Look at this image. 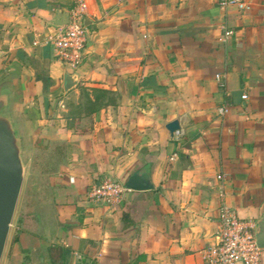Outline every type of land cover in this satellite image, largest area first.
Returning a JSON list of instances; mask_svg holds the SVG:
<instances>
[{
    "label": "crops",
    "instance_id": "1",
    "mask_svg": "<svg viewBox=\"0 0 264 264\" xmlns=\"http://www.w3.org/2000/svg\"><path fill=\"white\" fill-rule=\"evenodd\" d=\"M243 1L248 11L85 0V49L70 69L48 41L68 24L71 0H0V94L43 175L5 264H203L222 201L257 223L264 0ZM175 121L179 137L166 129ZM130 177L149 189H128L114 206L89 200L92 185L127 188Z\"/></svg>",
    "mask_w": 264,
    "mask_h": 264
},
{
    "label": "built area",
    "instance_id": "2",
    "mask_svg": "<svg viewBox=\"0 0 264 264\" xmlns=\"http://www.w3.org/2000/svg\"><path fill=\"white\" fill-rule=\"evenodd\" d=\"M72 9L68 24L61 28L56 36L49 39L55 57L70 69H76L82 62L86 43L85 0H71ZM221 9L230 7L238 11H248L249 6L243 0H216ZM229 35V33H226ZM219 80V77H216ZM242 96V99H245ZM227 109L220 108L218 113L223 115ZM179 137L180 132H174ZM129 190L123 185L103 180L92 185L88 198L93 203L114 206L120 203L123 195ZM223 198V194L220 193ZM255 224L239 219L236 214L222 201L218 212V230L216 243L203 251V264H260L261 250L257 247L254 236Z\"/></svg>",
    "mask_w": 264,
    "mask_h": 264
},
{
    "label": "water",
    "instance_id": "3",
    "mask_svg": "<svg viewBox=\"0 0 264 264\" xmlns=\"http://www.w3.org/2000/svg\"><path fill=\"white\" fill-rule=\"evenodd\" d=\"M67 88L72 86V78H66ZM7 96L0 94V263L9 235L14 211L24 179V166L21 161L20 139L16 135L13 123L6 113ZM170 134L179 129L178 123L166 125ZM129 190L149 189L141 178L130 177L126 183ZM256 245L264 249V201L259 209V219L254 227Z\"/></svg>",
    "mask_w": 264,
    "mask_h": 264
},
{
    "label": "rangeland",
    "instance_id": "4",
    "mask_svg": "<svg viewBox=\"0 0 264 264\" xmlns=\"http://www.w3.org/2000/svg\"><path fill=\"white\" fill-rule=\"evenodd\" d=\"M20 145V157L24 166V179L0 264L6 263L7 253L10 248L11 241L13 237L19 232L18 229L22 226V209L24 207V203L27 202L30 197V192L34 193L38 191V193H40L42 192L43 188L42 180H40L43 175H39L40 173H38V168L36 167V163L38 162V156L36 152H31L28 150H24L22 152V141H20ZM36 177H38L37 180L35 179Z\"/></svg>",
    "mask_w": 264,
    "mask_h": 264
},
{
    "label": "trees",
    "instance_id": "5",
    "mask_svg": "<svg viewBox=\"0 0 264 264\" xmlns=\"http://www.w3.org/2000/svg\"><path fill=\"white\" fill-rule=\"evenodd\" d=\"M16 241H17V238L14 237V238H13V243H15Z\"/></svg>",
    "mask_w": 264,
    "mask_h": 264
}]
</instances>
